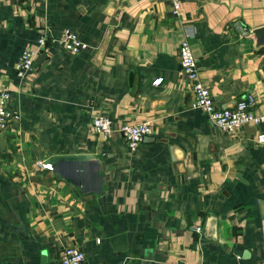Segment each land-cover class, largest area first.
Returning a JSON list of instances; mask_svg holds the SVG:
<instances>
[{
	"label": "crops",
	"instance_id": "obj_1",
	"mask_svg": "<svg viewBox=\"0 0 264 264\" xmlns=\"http://www.w3.org/2000/svg\"><path fill=\"white\" fill-rule=\"evenodd\" d=\"M181 4L178 17L171 0H0V101L10 92L20 116L0 130V264H62L69 247L87 264H264V128H216L179 62L191 26L216 108L253 94L264 114V0ZM64 30L89 50L51 43L18 78L22 52ZM95 117L154 133L131 151ZM63 155L88 159L54 166Z\"/></svg>",
	"mask_w": 264,
	"mask_h": 264
},
{
	"label": "built area",
	"instance_id": "obj_2",
	"mask_svg": "<svg viewBox=\"0 0 264 264\" xmlns=\"http://www.w3.org/2000/svg\"><path fill=\"white\" fill-rule=\"evenodd\" d=\"M173 13L181 17L183 15L181 0H171ZM185 38L180 45L179 62L182 71L190 86L193 95L192 107L206 114L210 122L224 133L239 132L247 125H253L264 128V114H257L254 110L257 104L253 94H248L239 100L232 108L218 109L215 106L211 89L203 82L200 70L197 65L196 57L192 50V39L195 38V30L191 26L183 29ZM60 43L65 52L72 55H79L89 50V45L83 41L82 37L75 31L64 30L59 40L49 41L48 35H41L36 44V49H25L16 65V74L21 80L25 79L35 64L37 58L47 52L51 43ZM161 80L155 81L159 84ZM11 94L4 92L0 101V130L3 131L13 120H18L20 116L10 107ZM92 129L95 134L103 140H110L117 132L121 135L124 142L131 151H136L144 140L151 137L154 133L151 123L144 122L140 124L124 123L118 131L113 128V122L106 117H95L92 121ZM258 142L264 144V132L258 136ZM43 167L52 170L51 164H45ZM195 232L200 233L201 228H195ZM100 242V240H98ZM62 264H87L85 253L76 248L69 247L63 250L61 256Z\"/></svg>",
	"mask_w": 264,
	"mask_h": 264
},
{
	"label": "water",
	"instance_id": "obj_3",
	"mask_svg": "<svg viewBox=\"0 0 264 264\" xmlns=\"http://www.w3.org/2000/svg\"><path fill=\"white\" fill-rule=\"evenodd\" d=\"M254 35L259 45H264V27L254 30ZM45 59L44 55L39 56L36 63H41ZM0 148H4V140L0 136ZM87 156H57L53 158V164L56 166L59 162H79L86 161Z\"/></svg>",
	"mask_w": 264,
	"mask_h": 264
}]
</instances>
